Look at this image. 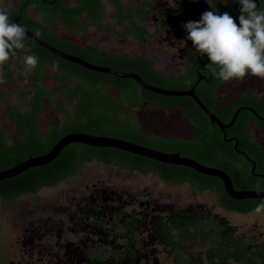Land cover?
<instances>
[{
  "label": "trees",
  "instance_id": "16d2710c",
  "mask_svg": "<svg viewBox=\"0 0 264 264\" xmlns=\"http://www.w3.org/2000/svg\"><path fill=\"white\" fill-rule=\"evenodd\" d=\"M5 1L11 2L12 6L0 16V28L13 27L19 16L18 23L21 26L59 50L79 56L92 64L134 72L146 83L164 89H189L198 79L197 69L204 68L202 73L207 79L210 74L217 75L221 69L211 85L206 81L195 85V94L200 101L224 124L230 122L237 108L244 106L251 107L260 117H264V99L257 95L242 94L227 103L215 97L216 87L231 74H241L255 56L251 51L245 58L238 53L226 57L217 56L216 51L221 45L213 46L216 34L200 21V35L194 55L189 58L184 73L170 75L156 70L154 61L146 55L108 53L96 45L78 44L72 40L74 32H85L90 26L105 31L102 0H74L73 5L66 4L64 0ZM211 1L213 9L219 11L222 5H219L218 0ZM257 1L260 6H264V0ZM112 2L116 7L114 16L119 18L121 24L126 22L123 32L125 36H132L140 43L142 39L148 41L155 35L148 31L143 17L129 12L121 0ZM202 3L203 0H193L187 6L202 8ZM253 5H256V1ZM28 8L35 9L41 19L29 16ZM255 20L257 35L264 39V20L257 14ZM243 22L244 25L245 19ZM54 25L69 31V35H60ZM246 34L252 38L253 48L256 47V37L249 31ZM262 50L264 68V46ZM22 57H26L23 62L20 61ZM242 61L237 69L232 67L233 63ZM47 69L60 70L55 75L61 87L60 97L64 103L72 106L71 109H67L64 104L58 105L53 93L46 88L44 72ZM0 71L3 72L0 85L18 79L26 84L25 89L18 93L26 100L24 108L12 103L10 94L0 99V104L6 107L2 117L3 125H0V171L29 157L46 153L68 133L86 132L128 140L163 152H179L181 156L223 170L237 190H264V176L253 175H264V151L247 128L248 124L264 127V119L257 118L248 109H240L232 126L224 130L226 139H237V149L243 151L244 155L235 151V139L225 141L223 131L210 122L191 97L161 95L141 88L131 78L86 69L55 56L25 35L0 36ZM110 90H114L115 94ZM46 104L53 110H59L62 116L54 115L48 128L42 130L40 122ZM144 104L161 110L182 111L192 126L191 136L168 138L143 130L136 110ZM10 124L14 126V132L6 130ZM92 160L144 175L155 173L170 185L187 184L199 192L208 191L215 195L220 207L230 211L248 213L264 209V199L239 200L230 197L218 177L119 149L82 143L68 144L51 162L30 167L15 176L0 180L1 203L8 205L19 196L35 194L44 187L55 186L77 175L83 165ZM147 230L151 237L170 251L172 260L177 264H264V240L237 232L226 218L204 205L172 208L166 214H156ZM193 245L198 248L197 252L192 251Z\"/></svg>",
  "mask_w": 264,
  "mask_h": 264
},
{
  "label": "flooded vegetation",
  "instance_id": "af4514ba",
  "mask_svg": "<svg viewBox=\"0 0 264 264\" xmlns=\"http://www.w3.org/2000/svg\"><path fill=\"white\" fill-rule=\"evenodd\" d=\"M192 1L154 0L144 8L142 5L129 7L130 12L134 11L143 17L148 31L155 33L149 44L143 41L142 44H138V47H141L143 52L150 51L169 60H178V65L182 68L179 74H182L189 58L195 53L194 49L200 35L201 25L198 23L200 21L216 34L213 46L221 45L216 51L217 56L226 57L238 53L245 58L249 56L250 51L255 56L241 74H231L216 87L215 97L222 103H227L246 93L264 99V90H262L264 87L261 83L264 79L262 66L264 39H260L255 30V14L264 20V6H260L257 0H218L219 5L222 6L219 11H216L213 9L211 0H203L202 8H188L187 5ZM254 1L256 5H253ZM111 5L110 18L114 19L117 25H122L119 18L114 16L116 11L114 3L111 2ZM29 10L38 13L32 8H28L27 11ZM105 11L106 9H104L103 20H105ZM208 19H212V22L208 23ZM81 21L85 22V19L81 18ZM93 28L96 34L100 33L105 38L111 37L110 26H104L105 31ZM123 30L122 34L120 31H113L114 36L119 38L125 36ZM246 31L256 37V47L253 48L252 38L246 34ZM242 63L243 61L235 62L232 67L237 69ZM200 69L196 71L197 83L206 81L208 85H211L212 80L216 79L222 71L216 70L217 75L210 74L207 79L202 73L205 69ZM219 92H222V95ZM145 105L157 111H165L154 108L150 104H144L139 109L143 111ZM180 113L183 120L190 125L188 135L190 137L192 126L183 116L182 111ZM247 128L251 130L253 137L264 151L257 138V133L264 131V127L248 124ZM155 134L168 138H188ZM91 184L90 190L87 188L79 195L66 196L63 203H45L20 213L18 221L23 233L21 244L27 263L158 264L155 255L157 246L167 248L151 237L147 228L156 214H166L169 209L176 207L158 204L151 193L133 192L129 189H108L105 182L101 180ZM141 221L144 224H140Z\"/></svg>",
  "mask_w": 264,
  "mask_h": 264
},
{
  "label": "rangeland",
  "instance_id": "374dc122",
  "mask_svg": "<svg viewBox=\"0 0 264 264\" xmlns=\"http://www.w3.org/2000/svg\"><path fill=\"white\" fill-rule=\"evenodd\" d=\"M66 1L68 2L69 0ZM123 2L129 5L130 8L135 7L137 4L133 2V0H124ZM104 5L106 9L104 26H110V28H112L111 37L105 38L100 33L96 34L94 28L89 27L85 33L81 32L72 35V39L76 43L96 45L99 49L108 53L115 51L143 54L154 61L156 70L170 75L181 73L182 68L179 67L178 60H169L168 58L160 57L156 53L150 51L143 52L141 47H138L133 37L123 36L119 38L114 36L113 31L116 30L121 33L123 27L117 25L115 20L110 18L109 14L112 11V5L108 0H104ZM11 6V2L0 0V16L4 12L9 11ZM28 15L34 19H40L39 15L32 10L28 11ZM207 22L211 23L212 19H208ZM54 29L62 36L68 35V32L59 25H54ZM25 59L26 57H22L20 61L23 62ZM59 72L60 70L58 69H47L44 72L46 88L53 93L54 101H56L58 105L64 104L67 109H71L72 106L64 103L60 97L61 87L55 77ZM2 74L3 72L0 71V76ZM261 81L262 87H264V79ZM25 85L22 79H18L15 82L6 81L2 83L0 85V99L4 95L10 94L11 102L24 108L26 100L19 96L18 93L25 89ZM262 90H264V88H262ZM110 92L115 94L114 90H110ZM219 94L222 95V92H219ZM136 111L142 129L147 132L158 133L170 137H188L189 135L190 125L183 120L180 113L181 111L179 110L157 111L149 105H145L143 111L140 109ZM5 112V105L0 104V125H3L2 117ZM56 114L62 116L59 110H53L47 104L45 105L40 122L42 130L48 128L51 118ZM6 130L8 132L15 131L12 124L8 125ZM257 134V138L264 148V131H259ZM96 180L104 181L108 189H129L133 192L151 193L158 204L161 205L174 206L176 208L204 205L212 212L226 218L230 224L235 226L237 232L247 236L255 235L264 240V209H255L248 213L230 211L220 207L215 195L208 191L199 192L192 189L187 184L168 185L163 183L159 177L152 173L146 175H141L137 172L131 173L118 166L106 165L92 160L86 162L77 175L67 178L55 186L44 187L35 194L19 196L8 205H3L0 200V264H29L27 263L28 260L21 244L23 233L18 221L21 212L31 209V207H36L37 205H44L45 203H63L64 197L66 196L79 195L86 191L87 188L90 190L92 187L91 183ZM192 251L197 252L198 248L193 245ZM155 255L157 256L158 264H177L172 260L169 250L161 246H157Z\"/></svg>",
  "mask_w": 264,
  "mask_h": 264
},
{
  "label": "water",
  "instance_id": "95a60500",
  "mask_svg": "<svg viewBox=\"0 0 264 264\" xmlns=\"http://www.w3.org/2000/svg\"><path fill=\"white\" fill-rule=\"evenodd\" d=\"M18 20H19V16L15 19V25L13 27L0 28V36L25 35L29 37L32 41H34L37 45L49 51L50 53L54 54L55 56L63 60L78 64L86 69H89L95 72L110 74V75L120 77V78H131L141 88L151 91V92L161 94V95L189 96L205 112L210 122L212 124H216L223 131L224 139H226V134L224 130L232 126L237 116V113L239 112L240 109H248L251 112H253L257 118L264 119V117L258 116V114L252 108L245 106V107L237 108L234 111L233 117L231 118L230 122L227 124H224L200 101V99L195 94L194 87L198 81H196V83L192 87H190L189 89H185V90L164 89V88H160L157 86H153L151 84L146 83L138 74L134 72L118 71V70H115V69H112L106 66L92 64L79 56L63 52L59 50L58 48L52 46L51 44L43 41L30 30L21 26L18 23ZM232 139H235V138L231 137V138L226 139L225 141H231ZM71 143H82V144L94 146V147H111V148L119 149L125 152H129L135 155L147 157V158L153 159L158 162L187 166L199 173L218 177L222 181V184H223V187L226 193L234 199H239V200L251 199V198L264 199V190H255V189L237 190L234 188L228 174L224 172L223 170L219 168L203 165L194 159L181 156L179 152H173V153L163 152L160 150H156L153 148H149V147L128 141V140L108 137V136H102V135H93V134H89L86 132L68 133L62 136L46 153L42 155H38V156L29 157L13 165L12 167L1 170L0 180L15 176L30 167L41 166V165H45L51 162L60 153L63 147ZM237 144H238L237 139H235V144H234L235 151L245 155L243 151L237 149ZM253 172H254V163L251 169L252 174ZM253 175L254 176H264V175H256V174H253Z\"/></svg>",
  "mask_w": 264,
  "mask_h": 264
},
{
  "label": "crops",
  "instance_id": "0c3cea01",
  "mask_svg": "<svg viewBox=\"0 0 264 264\" xmlns=\"http://www.w3.org/2000/svg\"><path fill=\"white\" fill-rule=\"evenodd\" d=\"M65 1V3L66 4H71V5H73L74 4V0H69L68 2L66 1V0H64ZM124 0H121V3L124 5V7L130 12V10L128 9L130 6L129 5H127V4H125L124 2H123ZM152 1H154V0H133V2H135V3H137L136 4V6H138V5H142V8H144V7H146L149 3H151ZM108 2L111 4V0H108ZM102 4H103V6L105 7V5H104V0H102ZM130 4V3H129ZM33 9V8H32ZM35 10V9H34ZM143 10V9H142ZM131 12H134V11H131ZM27 13H28V11H27ZM38 15H39V17H40V19H41V15L39 14V13H37ZM139 16V15H138ZM40 19H36V20H40ZM138 20V19H137ZM104 21V20H103ZM144 22V21H143ZM104 25V24H103ZM125 25H126V22H123L122 23V27H123V29H124V27H125ZM90 27H93V26H90ZM66 30V29H65ZM67 31V30H66ZM124 31V30H123ZM68 32V34H69V31H67ZM150 32V31H149ZM73 34H78V33H73ZM72 34V35H73ZM71 35V36H72ZM130 37H132V36H130ZM143 41H145L147 44H149L150 43V40H146L145 38L144 39H142V41L140 42V43H137V44H142V42ZM137 42V41H136Z\"/></svg>",
  "mask_w": 264,
  "mask_h": 264
}]
</instances>
